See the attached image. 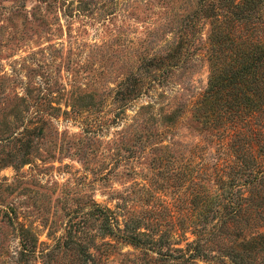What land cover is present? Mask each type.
<instances>
[{"label":"rangeland","instance_id":"rangeland-1","mask_svg":"<svg viewBox=\"0 0 264 264\" xmlns=\"http://www.w3.org/2000/svg\"><path fill=\"white\" fill-rule=\"evenodd\" d=\"M193 2L0 0V264H24L22 242L55 247L25 264H73L67 248L81 232L99 245L93 256L108 252L99 264H141L136 247L103 233L92 206L120 227L133 216L164 232L172 223L183 244L197 209L174 171L196 150L210 167L218 148L197 108L210 23L198 13L184 22ZM177 42L179 64L147 65Z\"/></svg>","mask_w":264,"mask_h":264},{"label":"trees","instance_id":"trees-1","mask_svg":"<svg viewBox=\"0 0 264 264\" xmlns=\"http://www.w3.org/2000/svg\"><path fill=\"white\" fill-rule=\"evenodd\" d=\"M193 1L184 22L192 26L198 13L210 23L207 86L197 108L203 110V122L214 132L218 148L210 167L196 150L181 171H174L187 203L197 209L194 216L187 211L184 219L192 239L184 233L183 244L174 240L172 223L164 232L152 218L133 216L120 227L106 209L92 206L90 212L104 222L103 233L140 251L141 264H264V0ZM145 61L168 71L182 61L181 46L177 42ZM171 161L176 170V161ZM209 176L213 191L202 184ZM8 221L14 219L9 216ZM84 234L69 241L73 264H99L108 252L93 256L89 249L99 245ZM25 243L18 262L53 255L55 247L35 253Z\"/></svg>","mask_w":264,"mask_h":264}]
</instances>
